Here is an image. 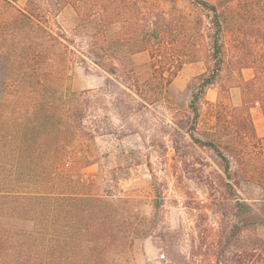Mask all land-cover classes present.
Instances as JSON below:
<instances>
[{
  "label": "trees",
  "instance_id": "trees-1",
  "mask_svg": "<svg viewBox=\"0 0 264 264\" xmlns=\"http://www.w3.org/2000/svg\"><path fill=\"white\" fill-rule=\"evenodd\" d=\"M157 2L0 0V264H134L138 232L131 215L118 223L122 197L102 187L98 172L86 176L93 165L101 170L106 155L95 144L109 131L89 124L88 91L71 88V69L94 64L111 75L128 64L132 83L121 79L115 89L129 88L143 103L156 99L151 81L140 82L130 64L142 51L168 57L170 22ZM190 2L209 14L214 67L200 77L178 128L212 150L221 170L211 185L223 195L214 264H264V148L252 124V109L264 116V0ZM231 62L251 72L236 84L240 105L214 104L233 111L228 126L243 132L233 146L216 132L197 135L205 90ZM172 75L162 77L165 87ZM110 245L118 251L111 257Z\"/></svg>",
  "mask_w": 264,
  "mask_h": 264
},
{
  "label": "rangeland",
  "instance_id": "rangeland-1",
  "mask_svg": "<svg viewBox=\"0 0 264 264\" xmlns=\"http://www.w3.org/2000/svg\"><path fill=\"white\" fill-rule=\"evenodd\" d=\"M155 5L165 8L170 22L168 41L172 46L168 57L155 60L150 52L142 51L132 56L130 66L137 71L140 82L145 77L151 81L156 99L143 103L129 88L119 85L125 91L122 93L118 87L115 89L113 83L117 85L121 79L132 83L126 72L128 64L124 70L118 69L111 75L94 64L71 69V88L88 91L89 124L109 131L95 144L106 155L101 158V170L93 165L86 176L98 178L94 175L98 172L107 181H103L102 187L122 197L118 223L123 227L121 219L131 215L134 235L138 232L131 262L214 264L222 223L217 202L223 195L211 185L216 184L221 170L212 150L194 145L178 128L187 118L185 107L200 77L211 75L214 67L209 46V14L196 8L190 0H159ZM191 20L197 21L195 28ZM151 63L154 67H150ZM237 67L235 62L229 63L217 75L216 82L205 90L198 136L216 132L232 146L243 141L242 130L228 126L226 117L232 116L233 111L214 107L216 101L230 107L240 105L241 91L236 84L250 77L251 72ZM170 71L173 75L165 87L162 77L166 79ZM107 79L112 83L107 84ZM160 83L167 89L163 94L159 93L160 85H156ZM252 117L255 134L264 148V116H257V111L252 109ZM230 121L235 125L234 118ZM121 150L123 156L116 157ZM110 172L116 174V182H111ZM121 215L124 217L120 219ZM116 253L113 245L105 251L110 257Z\"/></svg>",
  "mask_w": 264,
  "mask_h": 264
},
{
  "label": "crops",
  "instance_id": "crops-1",
  "mask_svg": "<svg viewBox=\"0 0 264 264\" xmlns=\"http://www.w3.org/2000/svg\"><path fill=\"white\" fill-rule=\"evenodd\" d=\"M258 130V129H257Z\"/></svg>",
  "mask_w": 264,
  "mask_h": 264
}]
</instances>
